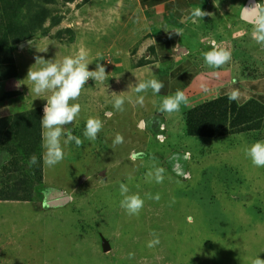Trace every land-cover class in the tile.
Returning <instances> with one entry per match:
<instances>
[{
	"label": "rangeland",
	"instance_id": "374dc122",
	"mask_svg": "<svg viewBox=\"0 0 264 264\" xmlns=\"http://www.w3.org/2000/svg\"><path fill=\"white\" fill-rule=\"evenodd\" d=\"M138 1L57 0L50 7L62 19L60 25L46 36L37 33L21 49L14 46L18 77L0 82V118L44 109L51 93L37 96L27 79L38 56L62 61L84 54L89 70L100 63L109 76L88 80L79 98L69 101L79 103L81 112L65 127L81 145H65L64 159L49 167L42 144L41 185L29 174L28 163L18 171L9 166L4 173L11 158L0 152V194L13 196L25 183L31 191L21 195L32 199H0V264H252L258 256L264 259V167L254 166L243 151L264 140V116L258 118V130L247 134L194 137L186 132L184 104L169 114L160 110L165 95L151 89L136 93L137 82L164 76L160 66L136 68L149 18ZM214 11L218 13L216 7ZM254 30L248 26L243 40L234 39L235 27L229 36L222 30L225 40L218 46L231 52L228 65L257 61L258 68L248 71L263 76L264 44L253 38ZM205 37L210 45L211 36ZM184 45L208 50L200 41L184 40ZM6 93L18 95L4 98ZM112 93H124L123 111L114 108ZM140 95L143 104L136 102ZM90 116L103 122L94 141L83 135ZM117 133L123 136L120 144L114 143ZM158 169H163L162 183L154 178ZM121 183L129 194L139 193L145 200L139 215H128L120 207ZM153 232L160 243L149 248ZM103 240L110 245L108 252ZM129 253L134 256L129 258Z\"/></svg>",
	"mask_w": 264,
	"mask_h": 264
},
{
	"label": "crops",
	"instance_id": "0c3cea01",
	"mask_svg": "<svg viewBox=\"0 0 264 264\" xmlns=\"http://www.w3.org/2000/svg\"><path fill=\"white\" fill-rule=\"evenodd\" d=\"M138 4L143 13L149 15L148 19L145 18L148 30L139 58L144 63L149 61L143 67L163 68L161 81L165 87L159 93L161 96L171 95L176 89L184 91L187 97V104H184L186 112L208 101L228 97L225 93L236 88L242 93L235 100L239 105L256 101L264 106V75L253 76L248 71L249 68H258L257 61L253 65L248 62H240L239 65V60H236V66L226 63L220 68L207 67L202 63L203 53L214 44L218 45L219 40H225L223 33H220L222 30L229 36L230 28L235 27L237 35L234 39L243 40L248 26L255 27L264 16V0H139ZM223 5L226 8L221 11L220 6ZM232 6L233 14L230 12ZM215 7L218 13L214 11ZM197 8L206 13L214 12L201 19L192 16ZM214 18L215 22L212 21ZM212 23L215 24L214 28L210 26ZM207 33L212 38L210 45L205 42ZM184 40L193 43L200 41L206 44L208 50L195 51L194 48L185 47ZM140 60L136 61V68Z\"/></svg>",
	"mask_w": 264,
	"mask_h": 264
},
{
	"label": "clouds",
	"instance_id": "9594fccd",
	"mask_svg": "<svg viewBox=\"0 0 264 264\" xmlns=\"http://www.w3.org/2000/svg\"><path fill=\"white\" fill-rule=\"evenodd\" d=\"M207 15L211 14L202 11L201 8H197L192 13V16L201 19ZM252 35L257 43L264 44V16L258 20ZM203 58L209 67L220 68L231 60V52L214 44L209 51L203 53ZM36 64L42 66L34 71L33 67ZM89 64L84 54L66 56L62 61L56 59L46 60L38 56L35 58V64L28 71L27 79L33 83L32 92L37 96L41 93H51L46 100L47 103L44 106V115L41 120L42 127L45 130L42 133L43 147L46 150L44 162L49 167H54L64 159L65 145L73 141L77 146L82 143L79 137L74 136L71 130L65 127L72 124L81 112V105L79 103L70 104L69 101H75L79 98L88 80L104 81L109 76L106 74V67L104 65L97 63L95 70H89ZM164 87L163 81L152 78L143 82H137L135 91L139 94L151 89L154 93L159 94ZM123 94L112 93L116 97L113 106L118 111L124 110L125 99L123 98ZM225 95L228 96L229 100L235 101L241 97L242 93L239 89L231 88ZM143 101L144 96H138L136 102L143 104ZM182 104H187V97L184 91L176 89L173 94L163 98L160 110L171 114L178 112ZM102 129L103 122L98 117L90 116L86 121L83 135L85 138L94 141ZM64 137L66 139H63L62 143V138ZM122 142L123 136L117 133L114 143L120 144ZM243 151L254 166L264 167V140L253 142L250 146H246ZM37 162V156L35 154L31 155L28 161L29 167L36 165ZM162 173L163 169H158L155 172L154 178L157 183L163 182L164 177ZM147 176L152 178L153 173L149 172ZM119 191L122 196L120 207L128 215H139L145 203L141 195L139 193L129 194L130 190L124 183L119 185ZM149 198L153 197L149 195ZM155 199H159L158 194ZM150 235L153 239L148 242V247L153 248L160 243V239L159 235L155 232ZM133 256L134 253H129V258ZM252 264H264V259L258 256L253 259Z\"/></svg>",
	"mask_w": 264,
	"mask_h": 264
},
{
	"label": "trees",
	"instance_id": "16d2710c",
	"mask_svg": "<svg viewBox=\"0 0 264 264\" xmlns=\"http://www.w3.org/2000/svg\"><path fill=\"white\" fill-rule=\"evenodd\" d=\"M76 1L63 0L66 4ZM90 1L83 0V3ZM55 3L57 0H0V17L5 20L0 22V82L18 77L13 55L14 46L32 39L37 33L46 36L50 28L60 25L62 19L54 16V10L50 7ZM49 22L50 26L46 27ZM66 32L71 33L69 30ZM63 33L64 31L58 32L56 36L61 39ZM147 64L149 61L144 63V60H140L137 66L143 67ZM17 95L18 93H6L4 98ZM184 115L186 132L190 136L222 138L258 130L257 121L264 116V106L256 101L239 105L228 97H221L188 110ZM42 118L41 108L0 118V152H6L11 158L4 167V173H9V166L10 169L15 168L18 171L21 164L26 165L31 155L35 154L38 162L30 167L29 174L40 185L43 180ZM17 187L20 191L16 195H10L12 198L8 195L7 198L2 192L0 199L32 200L27 195L24 196V193L31 191L30 185L21 183Z\"/></svg>",
	"mask_w": 264,
	"mask_h": 264
},
{
	"label": "water",
	"instance_id": "95a60500",
	"mask_svg": "<svg viewBox=\"0 0 264 264\" xmlns=\"http://www.w3.org/2000/svg\"><path fill=\"white\" fill-rule=\"evenodd\" d=\"M255 7H256V5H254V8H255ZM32 42H33V41L30 40V41H26V42H24V43H21V44L19 45V49L25 47L26 45L31 44ZM103 248H104V251H105V252H108V251L110 250V245H109L108 241L103 240Z\"/></svg>",
	"mask_w": 264,
	"mask_h": 264
}]
</instances>
